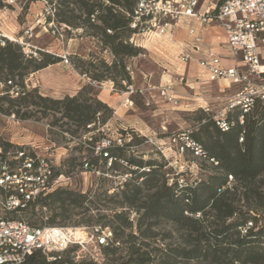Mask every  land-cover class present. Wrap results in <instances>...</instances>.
<instances>
[{"label": "trees", "instance_id": "trees-1", "mask_svg": "<svg viewBox=\"0 0 264 264\" xmlns=\"http://www.w3.org/2000/svg\"><path fill=\"white\" fill-rule=\"evenodd\" d=\"M48 1L54 3L58 24L73 29L88 26L94 36H100L101 44L114 57L111 64L103 60L93 62L76 59L75 67L88 74L92 81L110 79L117 86L120 85L116 81L117 75L121 81L129 84L123 58L137 56L143 51L141 46L129 42L131 34L135 32L129 27L134 16L135 0ZM70 4L73 6L68 8ZM3 6V0H0V9ZM62 7L67 8V15L60 14ZM76 8L78 14L75 13ZM0 43V83L4 88L0 105L6 104L5 108L0 107L2 112L12 111L18 115L22 107L24 110L20 118L23 119L34 116L35 113L30 110H35L43 116L52 114L54 119L51 125L61 121V125L70 124L75 130L83 131L89 130L88 124L103 125L112 117L113 110L94 95L89 85H83L74 95H64L62 98L43 96L37 88L27 89L23 84L27 75L56 64L62 58L40 50L37 51L38 56L26 57L18 44L4 37ZM6 81H11L12 85H7ZM14 85L19 91L12 97L9 91ZM202 115L198 120L204 122L188 137L201 150L199 156L211 161L212 172L194 186L186 182L178 184L177 180L167 185L164 173L159 171L160 164L152 160L144 162L125 157L118 146L105 150L107 156L116 159L111 163V169L118 166L117 159L125 161L135 167L130 173L134 174L135 179H140L132 185L131 181L125 182L117 194L119 199L114 201L120 208L125 206L138 214L135 223L137 235L132 232L124 234V230L132 227V221L123 210L112 211L109 220L101 221L105 215L99 213L98 207H94L99 214L90 227H108L112 232V237L108 239L107 245L101 246V251L111 255L120 244L129 243L127 259L119 264H177L180 260L203 261L207 264H264V224L260 218V214H264V104L254 98L247 112L243 113L239 107L229 111L225 117L227 130H221L214 120ZM239 116H242V123L239 122ZM68 130L66 127L64 132ZM129 132L136 135L132 130ZM120 134L124 139L129 133L121 130ZM130 140L133 141L132 136ZM84 142L98 141L89 137ZM0 144L4 150L9 146L8 143ZM124 145H130V142ZM105 162L106 158H103L104 165ZM85 163L91 169L97 164V158L81 165ZM144 167L149 170H142ZM87 198L85 194L57 187L40 198V206H56L59 210L48 219V224L54 225L55 219L62 217L69 206L90 210L83 205L85 202L93 203ZM106 199L113 201L114 196H107ZM25 211L26 208H22L7 213ZM88 221H91V217ZM159 221L171 223L180 235L181 242L161 252L153 263L154 259L146 249L147 243L138 240V237H152L151 227ZM248 223L251 226L246 227ZM28 224L35 226L33 223ZM243 229L245 232L242 233ZM120 258L118 256L112 261ZM64 263L75 264L56 256L47 261L46 255L34 251L21 264ZM79 264L94 263L88 261Z\"/></svg>", "mask_w": 264, "mask_h": 264}, {"label": "rangeland", "instance_id": "rangeland-1", "mask_svg": "<svg viewBox=\"0 0 264 264\" xmlns=\"http://www.w3.org/2000/svg\"><path fill=\"white\" fill-rule=\"evenodd\" d=\"M7 1L3 0L4 6L0 9V39L4 37V39L18 44L24 56H38V50L60 57L65 55L67 62L64 63L62 59L61 64L72 73L76 72L75 77L80 81V88L83 85L91 86L94 95L106 103L113 113L105 124H90L89 130L83 131L82 129L75 130L70 124L68 126L61 125V121L51 125L54 119L52 114L43 116L35 110H30L35 115L22 119L20 118V114L24 110L22 107H20L18 115L12 111L4 113L0 110V143L9 144L5 151L12 154L21 149L25 155L52 153L55 157L53 162L55 173L71 177L70 182H63L61 187L85 194L87 199L93 201V203L85 202L83 204L90 209L87 211L81 207H67V211L63 213L62 217L55 219L56 224L54 225H49L48 219L54 212L59 211L56 206L55 208L47 206L44 209L40 206L26 207V211L23 213L21 211L9 214L0 205V218L23 219L35 226L78 228L90 227L99 213L105 215L101 221H106L110 219L112 211L123 210L132 221V227L124 230V234L132 232L137 235L135 223L138 214L125 206L120 208L114 202L119 199L117 194L122 188L118 183L119 176L130 173L131 166L125 161L117 159L118 166L115 169H111V166L108 168L106 162L104 165L103 160L99 156H95L96 144L103 138L112 140L117 135H121L120 132L123 130L129 133L124 136V139L129 138V140H124L123 144L130 142V145L121 147L125 157L144 162L152 160L155 164H160L159 171L164 173L167 185L177 180L178 184L186 182L194 186L196 182L212 172L211 161L194 155L193 151L189 149H184L181 152L179 145L182 141L178 137H181L182 133L189 134L196 131L199 125L204 122V120H198L200 115L203 116L202 114L213 121L236 92V86H232L227 79L216 81H206L204 77L197 79L195 72L197 66L194 60L180 61V53H185L186 48L189 50L191 42L183 40L184 27L183 23H180L182 21L178 22L179 19H176V22L171 21V24H178L172 26L165 34L154 36L150 45L147 42V49L142 47L143 51L139 55L123 58L124 71L128 73L129 84L121 81L117 75L116 81L120 83L117 86L110 79L100 82L92 81L89 75L80 72L74 63L76 59H82L93 62L103 60L105 63L111 64L114 57L101 44L99 35L94 36L88 26L73 29L64 24H58L54 3L48 0H13L10 4ZM200 2L202 4L199 5V8L203 9L205 0H199ZM72 6L70 4L68 8ZM60 11H62L61 15H67V8L62 7ZM75 13H79L77 8ZM180 26H182L181 29L178 28ZM175 31L179 32L178 36H174ZM203 33L202 36H205V32ZM5 34H10L14 39H9ZM141 37L139 35V39ZM140 43L142 42L140 41ZM215 52L217 55L225 56L221 60V65L223 63L233 65V60L229 57L230 54L226 49ZM186 53L190 54L192 59L195 58L193 52ZM83 67L88 68L87 65H83ZM31 74L23 79V84L27 89L37 88L41 95L51 98H62L64 95H69L65 92H69L70 88L68 87H72L73 79L67 77L66 74L57 85L49 84L48 79L45 80L46 86L42 88L32 84V80H29ZM49 80L52 81V77ZM165 84L172 85L176 104L168 103L160 98L158 87ZM50 86H55L56 89ZM47 89L50 90L47 91ZM3 90V85H0V95ZM0 107L5 108L6 104L3 103ZM66 127L69 130L64 132ZM130 130L134 131L137 136L132 135ZM131 136L133 141L130 140ZM89 137H94L98 142H84ZM172 138L176 139L175 142L172 141ZM0 147L2 148L1 144ZM92 158H97V164L91 169L81 165ZM176 174L179 175L176 177ZM129 181L132 182V185L135 181L139 182L140 179H135L134 174H131L126 182ZM107 196H114L113 201H108ZM94 207L99 208V213ZM89 217H91V221H88ZM260 218L264 224V214H260ZM151 231L152 237L140 238L139 236L138 240L142 239L147 243L146 249L150 252L154 259L153 263H155L161 252L178 245L181 240L174 226L167 221H159L151 227ZM115 245L118 246L119 243L116 242ZM128 245L129 243L120 244L116 252L111 255H105L102 252V259L94 264H119L121 261H125ZM52 255L55 256V253ZM58 255H56L57 258L69 259L75 264L88 262L77 260L70 250L60 252ZM118 256L121 258L112 261ZM46 258L47 261H51L48 256ZM177 264L207 263L180 260Z\"/></svg>", "mask_w": 264, "mask_h": 264}, {"label": "built area", "instance_id": "built-area-1", "mask_svg": "<svg viewBox=\"0 0 264 264\" xmlns=\"http://www.w3.org/2000/svg\"><path fill=\"white\" fill-rule=\"evenodd\" d=\"M12 1L7 2L10 4ZM201 4L199 0H135L134 16L129 25L135 32L131 34L129 42L140 46L142 37L149 40L161 36L176 25L171 21L176 22L180 17L194 19L201 27L221 30L222 44L229 52L233 65L222 66L221 60L225 56L217 55L208 48L199 49L201 39L193 29L188 30V34L193 36V45L189 50L186 48L185 53H180V61L191 60V55L186 53L191 51L201 78L204 77L206 81L227 79L232 86H236L232 98L214 118L221 130H227L225 117L229 111L239 107L243 113L247 112L254 98L264 104V0H205V9L200 12ZM139 35L142 36L140 39ZM61 58L64 63L67 62L65 55ZM6 84L12 85V82L6 81ZM17 91L19 89L14 85L9 93L13 97ZM158 92L162 100L176 104L171 84L159 86ZM238 119L242 123V116ZM178 139L182 141L179 145L181 152L189 149L194 155H201V150L188 134L182 133ZM123 140L129 138L122 139L121 135L112 140L103 138L95 146V156L102 160L106 158V165L110 168L116 159L107 156L105 150L125 146ZM175 140L172 138L173 142ZM54 158L52 153L25 155L21 149L10 154L0 147V205L5 211L33 204L40 206L41 197L61 187L63 182H70L71 177L55 173ZM86 164H83L84 167H87ZM130 169L135 167L131 166ZM142 170L149 169L144 167ZM129 176L130 173L119 176L120 187ZM249 226L251 223L246 227ZM111 237L112 232L108 227L32 226L23 219L0 218V264H21L34 251L54 259L56 255L52 253L58 255L68 250L74 253L77 260L98 263L102 259L101 246L107 245Z\"/></svg>", "mask_w": 264, "mask_h": 264}, {"label": "crops", "instance_id": "crops-1", "mask_svg": "<svg viewBox=\"0 0 264 264\" xmlns=\"http://www.w3.org/2000/svg\"><path fill=\"white\" fill-rule=\"evenodd\" d=\"M204 9H205V7L203 9L200 8L199 10H200V12H202ZM179 20L183 21V23H184L182 26L184 27L183 28L184 29L183 40H185V42L190 40V42H191L190 45H193V41H194L193 36L188 34V30L193 29L194 33H196L201 39L200 43L198 44L199 49H205V48L207 49L208 48V49L213 50L214 52L218 51V50L220 51L222 49H225L224 45L222 44L224 39H223V33L221 32V30H219L217 28L201 27L197 21H195L194 19H190V18L188 19V17H185V18L180 17ZM179 20H178V22H179ZM182 26H180L178 28L181 29ZM209 29L212 31H210ZM203 32H205V36H202L204 34ZM178 35H179V32L175 31L174 36H178ZM153 38H151L149 40L148 39L142 40L141 41L142 43H140V46L147 49V47H146L147 42H149V45H150ZM61 62L62 61H60L56 64H53V65H49L46 68H43V69L38 70L36 72H33L30 75L29 80H32L33 85L35 84V86H37V87L41 86V88H42V87L46 86L45 80L48 79L49 84L57 85L58 82L62 81V79L65 77V74H66L67 77L72 78L73 80H72V87H68V88H70V89H68L69 92H65V93L69 94V95H74L76 93V91L81 86L80 81H79V79H76V77H75V75H77L76 72L74 71V73H72L71 71L67 70L66 67L61 64ZM222 65L226 66L227 64L223 63ZM227 66H231V65H227ZM65 70H66V72H65ZM56 71H57V73H55ZM195 72L197 73L196 74L197 79L201 78L200 74H199L200 71L198 68H195ZM50 77H52V81L49 80ZM47 86H49V85H47ZM50 87L53 89H56L55 86H50ZM49 90L50 89H47V91H49ZM50 93H53V92H50Z\"/></svg>", "mask_w": 264, "mask_h": 264}, {"label": "bare ground", "instance_id": "bare-ground-1", "mask_svg": "<svg viewBox=\"0 0 264 264\" xmlns=\"http://www.w3.org/2000/svg\"><path fill=\"white\" fill-rule=\"evenodd\" d=\"M184 18H185V17H184ZM181 19H182V18H181ZM188 19H189V18H188ZM185 21H186V20H185ZM185 21H184V22H185ZM188 21H189V20H188ZM179 22H180V20H179ZM180 23H183V21L180 22ZM183 24H184V23H183ZM5 36L8 37V38L11 39V40L14 39L10 34H8V35L5 34Z\"/></svg>", "mask_w": 264, "mask_h": 264}]
</instances>
